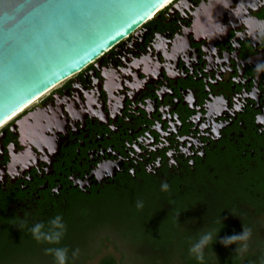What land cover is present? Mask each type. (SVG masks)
<instances>
[{"label":"flooded vegetation","instance_id":"obj_1","mask_svg":"<svg viewBox=\"0 0 264 264\" xmlns=\"http://www.w3.org/2000/svg\"><path fill=\"white\" fill-rule=\"evenodd\" d=\"M249 21L263 31L253 34ZM200 22L218 30L198 37ZM69 80L0 130V230L135 186L203 197L211 213L238 178L243 193L221 211L244 216L238 230L251 229L248 248L264 247L254 241L264 238V0H177ZM38 112L59 117L46 135L54 152L22 140V122ZM134 144L137 162L127 158Z\"/></svg>","mask_w":264,"mask_h":264},{"label":"water","instance_id":"obj_2","mask_svg":"<svg viewBox=\"0 0 264 264\" xmlns=\"http://www.w3.org/2000/svg\"><path fill=\"white\" fill-rule=\"evenodd\" d=\"M168 1L0 0V125L33 100L94 65L155 19ZM222 1L215 0V4ZM49 3H78L88 7L74 12L72 19L64 14V10L40 7ZM217 16L220 13L215 18ZM208 17V21L214 19L211 14ZM202 24L200 22L196 27L198 37L215 34L218 30ZM246 24L253 34L261 27L256 22ZM185 46L184 40L181 47ZM46 112L36 113L33 123H28L27 119L22 122V140L41 145L40 149L43 146L42 151L45 146V152H54L56 141L46 135L47 131L57 127L59 117L54 113L53 119L49 118ZM44 119L45 140L42 134L37 136L44 128ZM200 127L199 130L203 131ZM140 141L151 147L148 136H143ZM138 145L128 147L127 158L130 161L141 160L143 152ZM184 152L188 154V149L184 148ZM23 165H26L25 161ZM77 184L87 185L85 182ZM115 194L83 204L81 217L76 214L66 220L63 218L67 230L58 245L37 243L30 231L34 224L19 228L3 227L0 230V264H54L53 257L45 254L48 247L67 248L69 264H83L104 248L143 252L173 240L161 234V244L156 235V228L169 221V216L175 213V205L169 200L168 203L159 202V198L164 197L160 190L150 192L135 186ZM137 202H142L143 207L137 208ZM135 213L136 218L133 219ZM54 217H46L43 223L47 224ZM174 225L173 221L169 223L171 228ZM131 234H136L138 239H132V242L125 238ZM76 250L79 254L73 258L72 253Z\"/></svg>","mask_w":264,"mask_h":264},{"label":"trees","instance_id":"obj_3","mask_svg":"<svg viewBox=\"0 0 264 264\" xmlns=\"http://www.w3.org/2000/svg\"><path fill=\"white\" fill-rule=\"evenodd\" d=\"M236 175H234L235 177ZM234 183L230 187L232 189L226 188V194L222 195L223 196V201L221 204V208H227L230 206H233V202L235 201L236 197L240 196V194L243 193V188L245 184H241L239 186V179L234 178ZM264 185V184H262ZM239 189V190H238ZM111 196H115L116 194H110ZM164 197L159 198V201L161 200H166L171 202L173 205V208L175 209V213L170 217L169 221L163 222L162 225H160L159 228H156V235L161 236L164 235L165 237L171 238V239H176L178 234L176 231H178V226H182V219H187L189 217V220H192V217L195 216L199 210H194L192 211L191 209L189 210V206L191 205H200L201 202H203V197H197L196 195H193L192 197H189L188 199H185L184 196H181V194L178 195H172L168 194V192L163 193ZM187 197V196H186ZM99 199L95 198H84V197H78L77 199L74 200L71 208L66 212L67 214L64 215V213L58 214L59 216H63V218L66 220L69 216L73 215H78V216H83L82 212V206L83 204H90L93 201H97ZM210 213V212H209ZM212 213V212H211ZM230 213L222 211L220 215H213L215 216L213 218V223L212 226L210 227L209 231L215 230V236H219L218 240L223 239L224 237L227 236H232V235H237L233 225L229 223V215ZM57 216V215H56ZM136 213L133 214V219L136 217ZM212 216V215H211ZM168 217V218H169ZM184 220V221H185ZM173 221L174 222V227H169V223ZM176 229L173 231V229ZM124 235V234H123ZM159 236V239H160ZM214 236V240L211 244L207 245L203 250V258H200V253L193 252L191 249L195 243L198 242L200 236L198 237H192L191 239L185 238L180 242V245L177 247V256L180 260L181 264H264V247H261V250L258 253V257H248V258H241L240 255L244 253H237L236 248H233L235 245L231 246L230 248L224 247L222 244L219 242L216 243V239ZM125 238L129 241H132V239H138L136 234H131L130 237H127L125 235ZM161 244L162 240L160 239ZM174 241V240H173ZM168 241V243H163L162 245L173 243ZM133 242V241H132ZM172 247H169V250H171ZM252 248L249 247V250ZM246 254V253H245ZM248 255V254H246ZM250 255V254H249ZM102 264H117L116 260L113 257H106Z\"/></svg>","mask_w":264,"mask_h":264},{"label":"rangeland","instance_id":"obj_4","mask_svg":"<svg viewBox=\"0 0 264 264\" xmlns=\"http://www.w3.org/2000/svg\"><path fill=\"white\" fill-rule=\"evenodd\" d=\"M73 79V78H70ZM70 81V80H69ZM65 84V82H64ZM61 86L63 85L60 84ZM59 85V86H60ZM58 86V87H59ZM60 86V87H61ZM57 89V88H55ZM50 93V92H49ZM46 97V96H45ZM214 199V198H213ZM216 204L214 205V210H212V213H209V210H206V207L204 204L205 202H201L199 206L198 213L192 217V220H188L182 224V226L176 227L178 228V231L176 233L178 234L176 239H173V243H169L170 245L167 246L164 245L162 247L143 251V252H125L121 251L115 248H104L88 258L83 264H100L102 259L105 257H113L116 260L117 264H181L179 258H175L173 261L171 260V257L177 253V247L180 245V242L184 240L185 238L191 239L192 237H198L201 236L203 233L209 231L210 227L212 226L213 218L215 216L213 215H220L221 211V204L223 196L221 195L220 198H217ZM210 207L207 205V208ZM212 215V216H211ZM230 216L234 220H230L233 223L234 229L238 230V224L241 226L245 223V221H242L244 216L237 214ZM262 224L264 225V217H261ZM248 227V226H247ZM245 227V229L247 228ZM241 230V229H240ZM239 233H243V231L238 230ZM171 241V242H172ZM255 242H258V244H264V238L260 240V238L254 239ZM250 243V242H249ZM169 247L172 249L169 250ZM233 248H236L234 246ZM261 250V247H255L251 250H248L244 253L246 254H256L258 251Z\"/></svg>","mask_w":264,"mask_h":264},{"label":"clouds","instance_id":"obj_5","mask_svg":"<svg viewBox=\"0 0 264 264\" xmlns=\"http://www.w3.org/2000/svg\"><path fill=\"white\" fill-rule=\"evenodd\" d=\"M164 187L166 188L167 185L165 184ZM136 206L137 208H142L143 203L137 202ZM66 230V224L63 221V217L59 215L49 220L47 224L36 223L30 229L33 239L37 243H47L49 245L60 244L66 234ZM251 235V229L244 228L243 233L240 235L227 236L218 240L219 236H215V230L207 231L200 236L198 242L193 245L191 250L200 253V258L202 259V250L213 242L215 236L216 243L219 242L226 248L235 245L237 253H244L248 250L247 241H249ZM45 254L53 257L54 264H69V250L67 248L48 247L45 249ZM78 254L79 250H76L72 253V257L75 258Z\"/></svg>","mask_w":264,"mask_h":264},{"label":"bare ground","instance_id":"obj_6","mask_svg":"<svg viewBox=\"0 0 264 264\" xmlns=\"http://www.w3.org/2000/svg\"><path fill=\"white\" fill-rule=\"evenodd\" d=\"M177 0H169L168 2H166L161 8L160 11L169 7L170 3H174ZM59 86V85H58ZM56 86V87H58ZM55 87V88H56ZM52 88L50 91L46 92L45 94L41 95L40 97H38L37 99L33 100L31 103H29L27 106H25L24 108H22L20 111H18L17 113H15L13 116H11L9 119H7L5 122H3L0 125V130L5 128L6 126H8L10 123H12L17 117H19L21 114H23L25 111H27L30 107H32L33 105H35L36 103H38L41 99H43L45 96L48 95L49 92H51L53 89Z\"/></svg>","mask_w":264,"mask_h":264},{"label":"snow or ice","instance_id":"obj_7","mask_svg":"<svg viewBox=\"0 0 264 264\" xmlns=\"http://www.w3.org/2000/svg\"><path fill=\"white\" fill-rule=\"evenodd\" d=\"M42 8H50V9H59L64 10L65 15H70L73 19V13L77 12L79 9L88 7V5H82L78 3H59V4H46L40 5Z\"/></svg>","mask_w":264,"mask_h":264}]
</instances>
